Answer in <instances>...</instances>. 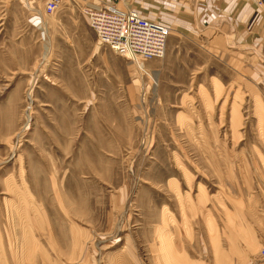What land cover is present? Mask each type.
<instances>
[{"label":"rangeland","instance_id":"1","mask_svg":"<svg viewBox=\"0 0 264 264\" xmlns=\"http://www.w3.org/2000/svg\"><path fill=\"white\" fill-rule=\"evenodd\" d=\"M46 1L0 0V264H264V5L135 0L142 71Z\"/></svg>","mask_w":264,"mask_h":264},{"label":"built area","instance_id":"2","mask_svg":"<svg viewBox=\"0 0 264 264\" xmlns=\"http://www.w3.org/2000/svg\"><path fill=\"white\" fill-rule=\"evenodd\" d=\"M67 0H47L45 13L55 14ZM81 12L89 22L98 42L116 54L145 66L165 57L171 30L142 12L118 3L80 0ZM260 6L264 0H258Z\"/></svg>","mask_w":264,"mask_h":264},{"label":"crops","instance_id":"3","mask_svg":"<svg viewBox=\"0 0 264 264\" xmlns=\"http://www.w3.org/2000/svg\"><path fill=\"white\" fill-rule=\"evenodd\" d=\"M101 1L114 2V3H118L122 7H130V8L137 9L140 12H142L144 16L150 20H154L158 17L156 13L154 14L149 11L147 7L150 5L147 2H141V1L136 2L135 0H101ZM159 3H162V0H160Z\"/></svg>","mask_w":264,"mask_h":264},{"label":"bare ground","instance_id":"4","mask_svg":"<svg viewBox=\"0 0 264 264\" xmlns=\"http://www.w3.org/2000/svg\"><path fill=\"white\" fill-rule=\"evenodd\" d=\"M142 71H145V66L141 65V66H138Z\"/></svg>","mask_w":264,"mask_h":264}]
</instances>
